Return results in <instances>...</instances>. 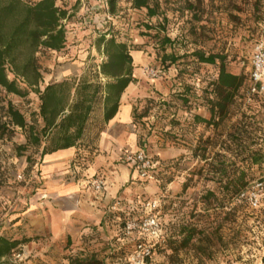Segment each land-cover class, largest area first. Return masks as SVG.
Instances as JSON below:
<instances>
[{
	"label": "rangeland",
	"instance_id": "rangeland-1",
	"mask_svg": "<svg viewBox=\"0 0 264 264\" xmlns=\"http://www.w3.org/2000/svg\"><path fill=\"white\" fill-rule=\"evenodd\" d=\"M56 1L73 13L64 22L66 42L77 45L72 51H58L55 58L48 50L38 53L44 72L40 86L54 79L63 62L59 56L103 57L96 39L102 33L114 36L128 45L131 54L152 56L153 65L146 69L160 73L148 77L166 82L169 88L165 95L153 89V97L136 101L138 146L144 144L153 155L155 146H179L183 151L163 161L170 164L159 170L154 181L132 175V206L111 209L101 230L94 229L87 239L68 238L49 248L45 245L49 235L34 234L23 213L45 182L44 161L37 146L19 148L27 131L10 124L6 113L10 103L39 128L38 95L29 89L22 96L7 93L0 86V235L20 240L1 262L69 264V257L79 256L114 264L130 247V238L123 234L127 214L138 216L139 201L158 198L164 240L156 245L151 264H222L227 259L264 264V219L255 220L237 203L233 188V179L241 173L240 187L264 176V92L252 93L249 80L254 48L264 43V0H149L155 10L152 16L146 8L132 7L131 0H115L112 10L108 0ZM196 50L223 55L226 70L243 77L231 102L220 114L209 115V123L195 120L199 115L195 110L209 113L207 101L212 98L218 66L199 62L193 54ZM168 55L177 60L170 63L165 60ZM18 85L26 89L24 83ZM189 110L193 116L182 113ZM253 155L257 162H252Z\"/></svg>",
	"mask_w": 264,
	"mask_h": 264
},
{
	"label": "trees",
	"instance_id": "trees-1",
	"mask_svg": "<svg viewBox=\"0 0 264 264\" xmlns=\"http://www.w3.org/2000/svg\"><path fill=\"white\" fill-rule=\"evenodd\" d=\"M114 2L108 0L111 10ZM131 5L134 8H146L150 16L155 14L149 0H131ZM72 14L66 7L57 4L56 0H0V86L7 93L20 96L25 95L27 89L35 92L39 99L37 114L41 125L36 128L34 124H29L23 113L10 103L6 111L8 122L27 131L26 142L19 148L37 146L41 158L46 153L77 145L100 97H103L104 122L109 120L117 110L120 94L129 82L135 80L132 77V57L128 45L102 33L96 39L95 46L107 59L101 63L99 71L92 73V77L98 78L101 73L109 78L104 84L97 78L89 81L81 77L78 80L67 78L51 82L40 88L42 74L38 53L42 50H62L66 42L67 26L64 22ZM164 40L170 42L169 38ZM193 54L201 63L218 66L217 77L210 91L212 98L207 101L212 117L216 111L219 114L224 111L231 102L233 91L242 84L243 77L226 70L225 57L221 54H206L201 50ZM166 59L173 63L177 56L168 55ZM9 74L12 78H9ZM18 81L24 83L26 89H21ZM194 118L209 123L200 115ZM155 158L160 160L157 156ZM252 162H257L254 155ZM242 175L233 179L236 194L244 188L239 185ZM190 234L189 231L187 238ZM19 243L18 239L0 235V262L13 253ZM68 260L69 264H101L94 257L76 256Z\"/></svg>",
	"mask_w": 264,
	"mask_h": 264
},
{
	"label": "crops",
	"instance_id": "crops-1",
	"mask_svg": "<svg viewBox=\"0 0 264 264\" xmlns=\"http://www.w3.org/2000/svg\"><path fill=\"white\" fill-rule=\"evenodd\" d=\"M74 46L65 42L62 49L70 48L72 51L76 47ZM48 51L55 53L54 58L58 55V51ZM131 57L132 77L135 80L129 82L120 94L115 114L104 122L103 97H100L90 113L77 145L42 156L46 179L38 189L37 197L32 199L31 206L23 213L28 215V222L34 234L49 235L45 243L49 248L60 246V243L68 238L75 241L87 239V235L94 229L101 230L102 225L109 221V212L115 202L120 201L121 207L133 204L135 189L129 182L133 174L122 160V154L139 147L134 106L141 98L153 97V89L165 95L169 88L166 82L154 79L153 83L148 77L146 68L153 65L152 56L131 54ZM58 58L63 62L53 74L54 79L45 85L67 78L78 80L86 77L89 81H94L97 77L94 79L92 73L99 71L101 63L107 59L105 55L94 57L90 53H74ZM38 62L42 63L39 59ZM41 74H44L42 69ZM97 79L104 84L109 78L99 73ZM191 111L182 113H185V116H193ZM195 112L210 121V113L204 108H198ZM191 120L194 121L192 117ZM194 124L196 127L199 125ZM152 149H157L155 154L162 161L170 160L183 151L179 146H155ZM96 177L104 179L105 185L101 191L94 190L91 185V181Z\"/></svg>",
	"mask_w": 264,
	"mask_h": 264
},
{
	"label": "built area",
	"instance_id": "built-area-1",
	"mask_svg": "<svg viewBox=\"0 0 264 264\" xmlns=\"http://www.w3.org/2000/svg\"><path fill=\"white\" fill-rule=\"evenodd\" d=\"M159 73V69H147V74L151 78L158 77ZM249 80L252 93L264 92L263 42L256 44L254 48ZM155 156L149 153L142 144L135 150L125 151L122 154V160L129 166L136 178L150 182L156 180L159 170L165 169L170 164V162L157 160ZM91 185L94 190L101 191L105 182L103 178L96 177L91 181ZM235 200L248 210L255 220L264 219V176L253 180L241 189L236 194ZM139 205L141 213L138 216L128 213L124 220L123 234L130 238V247L122 251L114 264H151L156 245L164 240L159 216L160 199L139 201ZM120 208V201L115 202L111 207L112 210ZM16 256L19 257L20 254L16 253ZM222 264L241 263L234 259H227Z\"/></svg>",
	"mask_w": 264,
	"mask_h": 264
}]
</instances>
